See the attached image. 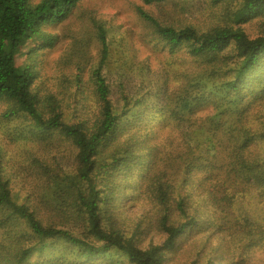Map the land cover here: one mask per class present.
I'll return each instance as SVG.
<instances>
[{"label": "trees", "instance_id": "1", "mask_svg": "<svg viewBox=\"0 0 264 264\" xmlns=\"http://www.w3.org/2000/svg\"><path fill=\"white\" fill-rule=\"evenodd\" d=\"M78 1L0 0L3 116L25 118L33 140L68 149L50 166L33 161L44 180L43 218L19 202L0 166V230L17 234L12 249L0 244V264H253L264 224L240 208L264 201V30L250 37L236 24L264 17V0H206L237 9L235 25L203 32L139 8L149 42L185 68L173 79L141 70L133 89L126 62L111 71L96 24L101 57L89 94L98 115L75 120L62 100L39 94L36 72L15 52L36 37L52 42L42 28L61 24ZM164 125L169 142L159 144ZM137 200L147 210L133 218L125 208Z\"/></svg>", "mask_w": 264, "mask_h": 264}, {"label": "rangeland", "instance_id": "2", "mask_svg": "<svg viewBox=\"0 0 264 264\" xmlns=\"http://www.w3.org/2000/svg\"><path fill=\"white\" fill-rule=\"evenodd\" d=\"M32 2L37 4L40 0ZM225 7L212 8L206 0H166L152 5L141 0H79L61 24L42 28V34L52 37V42L37 37L26 41L16 50L15 60L19 65L28 64L34 69L37 75L34 87L40 95H53L63 101L66 118L93 119L97 117L98 109L89 94L90 76L101 57L96 24L103 26L110 45L111 71L118 72L117 64L126 62L120 68L127 74V88L133 89L141 70V74H147V70L153 74L162 69L173 79L185 68L181 56L174 57L149 42L152 39L149 24L139 18V8L162 24L177 28L192 26L203 32L214 26L235 25L232 12L237 6ZM237 26L250 37H255L263 33L264 17ZM140 78L142 80L143 75ZM7 109L8 103L0 101V166L8 175L19 202L29 205L43 218L45 212L41 195L44 180L33 166V161L50 166L54 157L65 155L61 151H66L67 147L62 143L33 140L26 119L13 117L6 120L3 115ZM170 130L165 125L162 127L158 133L159 144L169 142ZM128 206L126 213L133 218L147 210L142 200ZM240 210L242 214L264 224V201L252 206L243 205ZM16 240L13 227L0 230V244L6 250L12 249ZM151 240L154 243L162 241L159 237L149 238L145 244ZM252 262L264 264V243L255 251Z\"/></svg>", "mask_w": 264, "mask_h": 264}]
</instances>
